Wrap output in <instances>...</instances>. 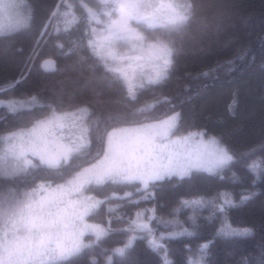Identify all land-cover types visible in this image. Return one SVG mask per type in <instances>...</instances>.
<instances>
[{"label": "snow or ice", "instance_id": "obj_1", "mask_svg": "<svg viewBox=\"0 0 264 264\" xmlns=\"http://www.w3.org/2000/svg\"><path fill=\"white\" fill-rule=\"evenodd\" d=\"M21 7L17 0H0V41L4 42L5 51L22 28L30 27L32 10L30 8L27 15L20 16ZM77 7L83 13L85 34L90 32L87 48L91 55L105 72L122 82L128 97L133 100L138 90L160 84L168 78L178 53L173 41L162 39L155 32L181 31L194 11V6L186 0H99L95 10L85 0L78 5L61 0L47 17L44 28L56 27L59 32L58 24L62 20L67 31L78 22ZM259 38L264 45V24ZM57 47L63 51L62 44ZM121 47L123 51H120ZM73 51L69 48L63 54ZM246 52L245 48L217 67L235 65L236 60L244 59ZM41 67L47 69L49 62H44ZM216 70L210 68L201 75L207 77ZM20 84L21 80H12L0 91L7 95ZM236 103L234 97L228 106L229 112ZM25 104L28 111L47 109L48 115L36 120L27 131H7L0 135V264H99L90 252L108 239L113 230L111 221L108 227L88 223L108 199L86 195L94 189L109 185L134 186L137 193H142L138 200L131 199V192H124L123 196L112 193V198L128 199L129 203L138 204L140 200H155L157 190H163L173 179H191L200 171L218 174V170L236 166L243 167L246 172L259 167V180L264 183V155L260 158V165L248 164L247 158L255 148L237 153L207 129L176 136L183 119L177 111L152 123L108 131L107 125L90 128L86 123L90 113L84 107L58 112L52 104L40 103L36 96L26 102L15 98L0 100V107L12 115L18 114ZM90 136L95 138V151L90 148ZM260 150L264 152V140ZM39 173L49 174L52 178L38 176ZM22 176L27 178L25 184L30 182L33 186L21 188ZM53 178L62 182L54 185ZM37 179L41 182L36 183ZM252 183L255 184L256 180ZM256 195L252 192L242 196L241 202L250 201ZM180 203L194 207L211 204L213 212L205 218L208 225L217 214L224 217L228 208L236 206L226 193H218L208 200L198 197ZM115 210L108 209L110 213ZM146 212L151 213L147 220ZM153 219H156L155 208L137 211L128 221L127 228L117 230L130 235L121 246L111 249L104 264H128V253L135 247L137 239H143L138 235L140 233L151 237L147 247L158 258L157 264H177L168 259L169 248L161 242L165 239H203L205 242L197 248L201 253H210L218 239L253 235L252 229H233L222 219L221 227L206 237L193 216L189 217L188 228L181 227L178 232L161 233L160 237H155L150 227ZM88 237L94 239L86 242ZM113 257L120 259L114 261ZM187 264L212 262L189 258ZM243 264L252 262L244 258ZM254 264H264V244L261 245L260 258Z\"/></svg>", "mask_w": 264, "mask_h": 264}, {"label": "trees", "instance_id": "obj_2", "mask_svg": "<svg viewBox=\"0 0 264 264\" xmlns=\"http://www.w3.org/2000/svg\"><path fill=\"white\" fill-rule=\"evenodd\" d=\"M18 1L24 3L27 14L31 8L33 18L30 27L22 28L20 34L13 37L7 51L4 42L0 41V89L12 80H21L20 86L7 95L0 91V100L15 98L26 102L36 96L40 103L52 104L58 112L84 107L90 113L87 125L92 129L107 125L108 131L152 123L177 111L183 119L176 136L207 129L237 153L255 148L247 163L260 165V158L264 155L260 150L264 140V45L259 37L264 24V0H187L194 6V11L185 27L179 32H155L156 36L173 41L178 49L168 78L160 84L138 90L134 100L128 97L122 82L105 72L88 50L89 34L84 32L79 7L75 9L78 22L65 31L61 20L57 32L56 27L45 29L44 23L61 0ZM67 2L78 5L81 0ZM85 2L96 7L95 0ZM41 32L45 34L41 35ZM58 44L63 45V51ZM20 48L23 51H17ZM69 48L74 51L63 54ZM245 48L247 52L243 60H236L233 66L217 67ZM46 61L50 62V67L44 69L41 65ZM210 68L217 70L207 77L201 75ZM234 97L237 103L229 112L228 106ZM27 107L25 104L16 115L0 107V135L30 129L36 120L48 115L47 109L28 111ZM140 109L143 111H137ZM89 139L90 148L95 151L94 136ZM37 175L52 178L45 173ZM220 176L224 178L220 179ZM26 179L20 178L21 188L33 186L30 182L25 184ZM254 179L255 184L252 183ZM40 182L37 179L36 183ZM61 182L53 178L54 185ZM124 192L133 193V200L142 196L134 186L109 185L86 193L98 199L108 197L88 220L104 227H108L111 221L112 235L90 252L99 264H104L111 249L121 246L130 235L117 230L127 228L128 221L137 211L153 208L156 219L150 221V227L155 237H160L161 233L178 232L181 227L188 228L189 217L193 216L206 237L221 227L222 219L233 229L253 230L252 236L218 239L210 253L198 250L197 246L205 242L203 239L179 237L174 241H161L169 248L168 259L177 264L180 261L187 264L189 258L194 261L203 258L212 264H243L247 258L254 264L260 258L261 245L264 244V183L259 180V167L247 172L240 166L225 167L218 174L200 171L191 179H173L163 190H157L155 200H140L138 204L129 203L128 199L112 198V193L123 196ZM252 192L257 194L255 198L242 203L241 197ZM218 193H226L236 206L228 208L224 217L217 214L210 225L206 224L205 218L213 212L211 204L194 207L180 203L198 197L208 200ZM216 203L219 204L220 200L217 199ZM108 206L118 207L121 219L110 216L106 211ZM148 215L146 212L145 220ZM138 235L143 239H137L135 247L128 253V264H157L158 258L147 247L151 237L147 233ZM87 239L94 237L86 238V242ZM119 259L113 257L114 261Z\"/></svg>", "mask_w": 264, "mask_h": 264}, {"label": "rangeland", "instance_id": "obj_3", "mask_svg": "<svg viewBox=\"0 0 264 264\" xmlns=\"http://www.w3.org/2000/svg\"><path fill=\"white\" fill-rule=\"evenodd\" d=\"M17 2L20 3V4L22 5L21 9L19 10V15H20V16H25V15H27L26 6L24 5V3L21 2V1H18V0H17ZM95 2H96V7H94V10L98 8V6H99V0H95ZM186 2L188 3L187 0H186ZM82 16H83V13L81 12L80 17L82 18ZM103 18H104V17H101V19H103ZM78 19H79V17H78ZM82 20H83V19H82ZM5 22L7 23V21H5ZM14 22H15V21H13V23H14ZM83 23H84V24H83V28H84V32H85V26H86V24H85V21H84V20H83ZM53 24H55V22H53ZM74 25H75V24H73V25H71V26H74ZM71 26H70V27H71ZM94 26L99 27V26H97V25H94ZM70 27H69V28H70ZM69 28H68V29H69ZM62 29L65 30L64 23H62ZM89 36H90V32H89ZM123 50H124V49L121 47V48H120V51H123ZM49 64H50V62H49ZM49 67H50V65H49ZM138 126H139V125H138ZM133 127H136V126H133ZM124 128H129V127H124ZM30 129H31V128H30ZM27 130H29V129H27ZM27 130H22V131H27ZM257 165H258V163H257ZM218 171H219V170H218ZM202 172L214 173V172H209V171H202ZM110 207H111V208H115L116 210H115L114 212H111V213H110V212L108 211V209H109ZM118 209H119V208L116 207V206H108V207L106 208V211L109 213L110 216H117V217H118V216H120V213H119ZM135 214H136V213H134V216H135ZM149 215H151V213H149ZM134 216H133V217H134ZM88 223H90V222L88 221ZM90 224H92V223H90Z\"/></svg>", "mask_w": 264, "mask_h": 264}]
</instances>
